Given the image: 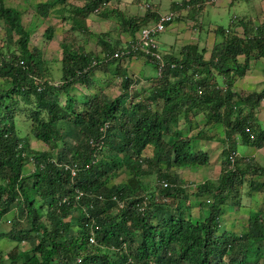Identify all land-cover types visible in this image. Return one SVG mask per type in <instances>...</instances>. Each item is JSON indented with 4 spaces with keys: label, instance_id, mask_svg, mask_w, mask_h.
<instances>
[{
    "label": "trees",
    "instance_id": "trees-1",
    "mask_svg": "<svg viewBox=\"0 0 264 264\" xmlns=\"http://www.w3.org/2000/svg\"><path fill=\"white\" fill-rule=\"evenodd\" d=\"M59 2L70 27L55 79L41 49L30 45L22 14L0 0V80L7 83L0 81V224L15 206L0 239L17 243L0 253V264H20L23 255L21 264H264V165L237 152L238 144L264 148L256 115L264 89L242 94L233 84L251 62H264V22L245 15L218 25L211 45H182L179 56H166L157 85L128 93L123 88L133 80L115 53L158 19L160 2L132 0L145 9L140 3L129 14L111 0H42L35 13L46 18ZM206 2L183 0L171 8L201 14ZM92 14L113 17V28L96 33L87 50L76 40L91 35ZM44 35L51 40L53 28ZM109 71L124 91L113 99L95 81V73ZM20 117L30 121L28 132L18 126ZM191 123L196 135L215 125L223 133L216 182L198 184L195 192L170 173L214 164L208 145L199 147L195 134L182 132ZM31 138L49 149H34ZM28 164L33 170L24 174ZM116 175L124 181L112 183ZM151 177L168 185L148 193L144 181ZM242 195L257 204L243 213L241 227L226 230L221 222L244 206ZM192 197L199 200L197 217Z\"/></svg>",
    "mask_w": 264,
    "mask_h": 264
},
{
    "label": "rangeland",
    "instance_id": "rangeland-1",
    "mask_svg": "<svg viewBox=\"0 0 264 264\" xmlns=\"http://www.w3.org/2000/svg\"><path fill=\"white\" fill-rule=\"evenodd\" d=\"M39 1L42 0H4L5 5L8 6H14L16 9L19 10V12L22 14V20L25 24V26L31 31L30 34V45L31 46H35L41 49L42 52V56L44 59L48 60V66L50 67V69L52 70V72H54L53 77L55 79H57V77L60 75L61 72V57H62V51H63V47L62 42L64 37L66 36L65 33H67L69 26V23L63 19L62 15L64 14V4H62L61 2L57 3V5L55 7H53L52 9H50L49 15L46 16V18H42L40 17L37 13H35V5L36 3H38ZM83 0H68V2L73 3V4H77V3H81L82 4ZM156 2H160V10L162 12H168L169 9L175 11V9H172L170 2L171 1H176V2H180L181 0H154ZM142 2H138L136 5L132 4V0H111L110 4L113 5H117L119 6L121 9L125 10V12L129 13V14H135L137 11V6L138 4H140ZM262 4V6H261ZM261 6V7H260ZM213 7V8H212ZM207 10H209V14H203L202 15V20H203V28L206 32L207 37L209 38V45L212 44V38L211 32H207V22H211L214 23L216 25H222V26H227L230 22V19L234 16V15H243V14H248L247 16L253 18L252 16L254 15V18L256 22H264V0H234L233 2L229 3V2H222L220 4H216L215 6H207L206 8ZM261 9V10H260ZM260 10V12H259ZM177 13V12H176ZM184 13V12H183ZM179 15V13H177ZM190 14L189 12L185 13V15ZM182 15V14H181ZM180 16V15H179ZM239 18V17H238ZM197 19H200V15L197 16ZM113 17H110L108 20L106 21H100V19L98 18L97 15H89V17L87 18V25H88V30L90 31L91 35L86 37L80 36L79 35V39L76 40V44L77 46L80 45H84L86 46L85 48H87V50H90L92 48H94V40H95V34L96 33H100L103 31H108L109 29H111V27L113 28V24L112 21ZM194 23L193 20H189L188 24L191 26ZM3 24L0 21V35H2L3 38ZM51 26L53 28V38L51 40H48L45 38L44 35V31L47 27ZM172 29H176L177 32H179L182 29V24L179 21H175L173 24H169L165 31H163L159 37H158V42H159V49L162 51L166 48L169 47V45L172 43V41L174 42V39H176L177 41L175 42V44L179 47L180 46V42L183 41V39H181V35L180 37L176 36V33L174 31H171ZM238 32L241 31L240 28L237 29ZM114 37H117V33H115V31L112 32ZM119 35V34H118ZM202 36H205V33L202 34ZM122 38H126L127 37L124 35ZM68 42V41H67ZM70 43V42H68ZM204 43L206 44V42L204 41ZM73 46V45H72ZM99 49V48H98ZM165 51V50H164ZM208 56V55H206ZM133 63L135 64H131L130 70H128V73L130 76H134V77H140L143 78L142 76H154L156 75V69L153 67V65H145L143 64V62H138V65L135 61H133ZM139 64H142V66H139ZM140 68V69H139ZM139 69V70H138ZM251 72L253 73V75L257 74V77L262 76L264 78V63L262 62V60H257L251 63L250 66ZM249 69V70H250ZM153 74L150 73H145V72H152ZM137 74V75H136ZM247 75V74H246ZM245 75H243L242 77L240 76H235L234 77V85H237L234 89L242 94H248L252 91H261V90H253L251 88H248L245 84H243L244 81V77ZM1 81V80H0ZM95 81L96 84H98L100 87H102L103 91H104V95L109 98V99H113L114 97H116L119 93H120V87H119V79L114 77L113 74H99L97 73L95 75ZM6 81H1L2 86L5 87L7 85V83H5ZM145 86L147 87V84H145ZM136 88H140V86H136ZM264 89V87H263ZM85 93V90L82 91ZM132 98L129 100L131 101ZM160 103V102H159ZM259 109L262 111L261 113V117L264 116V107L260 106ZM24 118H21L18 120V126L21 127L23 130H25L26 132L29 131L30 129V121H24ZM181 120H183L182 118H180ZM261 126L263 127V123L260 122ZM182 125V124H181ZM194 124H185L183 126V130L182 132H186V134L189 136L194 135L197 131H192L190 130V128H192ZM185 127V128H184ZM195 128V127H194ZM193 128V129H194ZM214 133V136L209 137V134ZM222 134V135H221ZM194 137H198L197 142H198V146L205 148L206 145L208 151L210 152V157H211V161L214 163L212 165H192V166H186V167H181L179 169H173L171 171V173H177L178 175H180L181 178H185L186 181L183 182V185H186L188 187L191 186V190L193 189L194 192L197 188L196 185L201 184L203 182H206L209 186H213L216 182V179L219 175V171H218V155H219V151L221 148V142H219L221 140V138L223 137V133H222V126L221 125H215L213 128L212 127H205L204 132L201 133L200 135H194ZM31 145L34 149L37 150H44V149H49V146H47L46 144L40 142V141H35L33 138L30 139ZM193 145V143H192ZM252 149V152H255V148H252L250 146H246V145H242V144H238L237 146V151L240 155H246L247 152L249 150ZM201 150H205V149H201ZM257 152V151H256ZM255 154V153H254ZM263 162L262 164H264V149L261 150V152L258 155V158H262ZM33 170V165L32 164H28L25 166V170H24V174H27L29 172H31ZM150 180H145L144 181V188L148 191H152L153 187L152 185L155 184L154 182V178H148ZM124 181L122 176L116 175L115 177H113L112 179V183L115 182H122ZM196 183V184H194ZM190 188V187H189ZM191 197V196H190ZM203 200L205 198H202ZM198 199H195L194 197L190 198V203H191V215L193 217H197L198 216ZM242 203H243V207L240 208L239 211L233 213V219L228 220V221H222L221 224L223 225L222 227H225L226 230H232V229H238V227L240 225V219L244 216V212H247L249 210V207L252 208V205L257 204L256 199H254L253 197H248L246 195H242ZM177 204L179 205L180 202H177ZM261 203H259L258 205H260ZM39 205V204H38ZM251 205V206H250ZM15 212V206L14 209L5 217V220H3V222L0 224V232H5L9 229V224L8 222L11 221L13 215ZM16 242H10L8 241L6 238H2L0 239V253H2V255H7V252L9 250H11V248L16 245ZM22 245V248L25 249V245ZM28 248V247H27ZM26 255H23L20 259H19V263L21 264V262L24 260ZM6 258V257H4Z\"/></svg>",
    "mask_w": 264,
    "mask_h": 264
},
{
    "label": "clouds",
    "instance_id": "clouds-1",
    "mask_svg": "<svg viewBox=\"0 0 264 264\" xmlns=\"http://www.w3.org/2000/svg\"><path fill=\"white\" fill-rule=\"evenodd\" d=\"M183 0H181L180 2H182ZM218 1H221V0H218ZM234 0H224L223 2H229V3H231V2H233ZM180 3V2H176V1H171L170 2V4H172V3ZM214 2H215V0H207V2H206V5H209V4H214ZM5 3V2H4ZM6 6V5H5ZM7 7V6H6ZM8 7H14V6H8ZM15 8V7H14ZM139 9L141 10V12L145 9V4H143V3H141L140 4V7H139ZM181 13L182 14V16H187V15H185V13H187V12H189L190 14H188L189 16L188 17H191V16H194V18L196 19V20H193V19H191V18H187V20H178L177 18H178V14L177 13ZM184 12V13H183ZM204 14V12H202L201 14L200 13H197V14H193V12L192 11H187L186 9H180V10H178V9H175V11H173V10H170L169 9V11L168 12H162L161 10H160V12H159V17H158V19L157 20H151L150 22H148L147 24H146V26L145 27H147V26H151V25H153L154 23H156V22H158V20L160 19V17L161 16H167V17H169L167 20H165L164 22H163V29L161 30V31H159V32H157L155 35H154V43H155V47H150V51L149 52H145V51H142V50H136V51H130L131 49H130V45H131V42H134L135 40H137L138 38H139V36H140V32H141V30L143 29V28H145V27H142L138 32H137V37H136V39L135 40H129V43L125 46V50L124 49H122L121 51H119V52H116L115 53V56L114 57H116V59L118 60V62H119V65L121 66V68H123L124 70H125V72L127 73V76L128 77H130L132 80H133V84L131 85V86H129L127 89H124L123 88V90H126L128 93H130V92H133V90L134 91H136V90H140L142 87H144V88H147L148 86H155V85H157V83H158V78H156V76L157 77H160L161 76V73H162V70H163V67L165 66V63H166V56H168V55H172V56H179V50H180V47L182 46V45H185V44H187V43H189V42H195V43H199L201 46H208L209 45V42H207L206 44L204 43V41L206 42L207 41V35H206V32H205V30H204V28H203V20H202V15ZM200 15V19L198 20L197 19V16H199ZM245 15H248V14H243V15H240V16H245ZM239 17V14L238 15H234L232 18H235V17ZM176 18V20L175 21H179L181 24H182V29L179 31V32H177V30L176 29H172L171 31H174L175 33H176V36L177 37H180V35H181V39H183V35H182V33L184 32V31H186V34L187 35H193L196 39H194V40H183L182 42H180L181 44H180V46L178 47L176 44H175V42L177 41L176 39H174V42L172 41V43L169 45V47L168 48H166V49H164V50H160L159 49V42H158V37H159V35L163 32V31H165V29H166V25H167V23H169V22H171L173 19H175ZM231 18V19H232ZM193 20L194 21V23L190 26L189 24H188V20ZM230 19V20H231ZM175 21H173V22H171L172 24L175 22ZM170 23V24H171ZM207 26V32H211L212 33V35H211V38L212 39H214V29L218 26V25H216V24H214V23H211L210 21L209 22H207V24H206ZM203 33H205V36L203 37L202 36V34ZM158 35V36H157ZM126 37H127V40L130 38L128 35H125ZM156 36H157V38H156ZM133 39V38H132ZM210 41V40H209ZM212 42H213V40H212ZM132 52H134V53H136V54H132ZM139 52V53H138ZM128 54H132V56H130V57H128L127 55ZM132 58V59H131ZM133 61H135L136 63H137V65H138V62H143V64H145V65H153V67L156 69V75H154V76H151V77H149V76H142L143 78H140V77H134V76H130L129 75V73H128V70H130V67H131V64H135V63H133ZM252 63V62H251ZM139 66H142V64H139ZM152 67V66H151ZM140 69V68H139ZM138 69V70H139ZM97 73H99V74H106V73H109V74H112L110 71L109 72H97ZM97 73H95V75L97 74ZM145 73H150V74H153V71L152 72H145ZM114 75V74H113ZM137 75V74H136ZM115 77V76H114ZM116 78H118L119 79V87H120V89H122L121 88V78L120 77H116ZM145 84H147V87L145 86ZM140 86V88H136V86ZM121 91L120 90V93L118 94V95H120L121 94V92H124V91ZM235 90V89H234ZM89 91L90 90H88V91H85V93L86 94H89ZM125 91V92H126ZM117 95V96H118ZM116 96V97H117ZM115 98V97H114ZM161 103V102H160ZM238 152V151H237ZM262 164V163H261ZM262 165H264V164H262ZM176 169V168H175ZM177 169H179V168H177ZM173 170V169H172ZM171 170V171H172ZM171 171H170V173H171ZM71 173L72 174H74V170L72 169L71 170ZM172 174H176V173H172ZM178 177L179 178H181L180 177V175H178ZM181 180H182V183L183 182H185L186 181V179L185 178H181ZM156 184H160V185H162L163 187H166L167 185H168V183L167 182H165V181H161V182H156L155 181V184L154 185H152V187H153V190L152 191H148V193H153L154 191H155V187H156ZM194 184H196V183H194ZM183 186H186V185H183L182 184V187ZM189 186V185H188ZM187 187V186H186ZM190 188H192L191 186H190ZM154 198L157 200V201H165L166 200V197H164V196H160V195H155L154 196ZM120 206H121V204H120ZM198 212H199V209H198ZM94 241V237H91L90 238V242H93Z\"/></svg>",
    "mask_w": 264,
    "mask_h": 264
},
{
    "label": "crops",
    "instance_id": "crops-1",
    "mask_svg": "<svg viewBox=\"0 0 264 264\" xmlns=\"http://www.w3.org/2000/svg\"><path fill=\"white\" fill-rule=\"evenodd\" d=\"M224 0H221V1H218V0H215V2H214V4H209V5H206V8H207V6H215L216 4H220V3H222ZM261 6H262V4H261ZM260 6V7H261ZM205 8V10L203 11L204 12V14H209V10H207ZM213 8V7H212ZM261 10V9H260ZM260 10H259V12H260ZM253 18H254V15L252 16ZM255 20V19H254ZM189 21V20H188ZM182 35H183V40H194V39H196L193 35H187L186 34V31H184L183 33H182ZM207 42H209V38H207V41H206V43ZM263 62V61H262ZM254 63H255V61H254ZM264 63V62H263ZM247 74V75H246ZM244 78V81H243V84H245V82H246V85H247V87L248 88H251V89H253V90H262L263 89V87H264V78L262 77V76H259V77H257V74L256 75H253V73L251 72V69L250 70H247V72L245 73V76L243 77ZM237 85H234V88L236 87ZM260 112H262L261 110H259L257 113H256V115H257V118H258V120H259V122H262L263 123V125H264V116H262L261 117V113ZM253 148V147H252ZM262 149H264V148H260V149H256L255 148V154L252 152V149L251 150H249L248 152H247V154H249V155H251V156H254L257 160H258V162H260V163H263V162H261L262 161V159H263V157L260 159V158H258V155H259V153L261 152V150ZM257 151V152H256Z\"/></svg>",
    "mask_w": 264,
    "mask_h": 264
},
{
    "label": "built area",
    "instance_id": "built-area-1",
    "mask_svg": "<svg viewBox=\"0 0 264 264\" xmlns=\"http://www.w3.org/2000/svg\"><path fill=\"white\" fill-rule=\"evenodd\" d=\"M168 18L169 17L163 15L158 22L143 28L140 32L139 38L134 42H131L130 51L142 50L149 52L150 47H155L154 35L163 29V22Z\"/></svg>",
    "mask_w": 264,
    "mask_h": 264
}]
</instances>
